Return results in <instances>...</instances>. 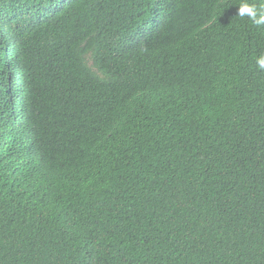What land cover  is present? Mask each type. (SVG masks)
Listing matches in <instances>:
<instances>
[{
  "label": "trees",
  "instance_id": "trees-1",
  "mask_svg": "<svg viewBox=\"0 0 264 264\" xmlns=\"http://www.w3.org/2000/svg\"><path fill=\"white\" fill-rule=\"evenodd\" d=\"M240 2L0 0V264H264Z\"/></svg>",
  "mask_w": 264,
  "mask_h": 264
},
{
  "label": "clouds",
  "instance_id": "clouds-1",
  "mask_svg": "<svg viewBox=\"0 0 264 264\" xmlns=\"http://www.w3.org/2000/svg\"><path fill=\"white\" fill-rule=\"evenodd\" d=\"M237 15L240 18L247 16L256 26L264 25V8L257 9L254 4H249L246 0H241ZM257 70H264V54L256 58Z\"/></svg>",
  "mask_w": 264,
  "mask_h": 264
}]
</instances>
